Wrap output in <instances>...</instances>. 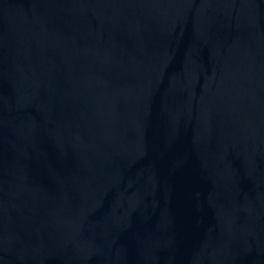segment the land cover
Masks as SVG:
<instances>
[{"label": "water", "instance_id": "95a60500", "mask_svg": "<svg viewBox=\"0 0 264 264\" xmlns=\"http://www.w3.org/2000/svg\"><path fill=\"white\" fill-rule=\"evenodd\" d=\"M0 264H264V0H0Z\"/></svg>", "mask_w": 264, "mask_h": 264}]
</instances>
